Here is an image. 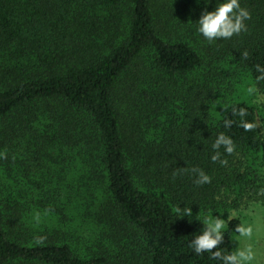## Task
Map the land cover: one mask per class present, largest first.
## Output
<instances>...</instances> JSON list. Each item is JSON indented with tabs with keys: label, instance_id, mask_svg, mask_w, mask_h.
<instances>
[{
	"label": "trees",
	"instance_id": "trees-1",
	"mask_svg": "<svg viewBox=\"0 0 264 264\" xmlns=\"http://www.w3.org/2000/svg\"><path fill=\"white\" fill-rule=\"evenodd\" d=\"M216 2L0 0V264H221L189 247L214 217L211 251H238L231 212L264 204V0L210 42Z\"/></svg>",
	"mask_w": 264,
	"mask_h": 264
},
{
	"label": "clouds",
	"instance_id": "clouds-1",
	"mask_svg": "<svg viewBox=\"0 0 264 264\" xmlns=\"http://www.w3.org/2000/svg\"><path fill=\"white\" fill-rule=\"evenodd\" d=\"M205 4L209 0H204ZM250 19V14L247 9L240 6L239 0H217L216 6L212 11H202L198 19V32L208 41H214L217 39H229L233 35H238L246 29L245 21ZM247 52L243 53L244 58H247ZM256 72L259 73L255 76V83L248 88V92L257 95L259 88L257 85L260 81H264V67L260 65L256 66ZM258 99L264 100V94H259ZM239 114L241 116L246 115L245 109H240ZM231 121H225V126H230ZM257 125L251 122H244L243 128L251 130ZM223 146L224 152L231 154L234 150L233 141L230 137L219 134L213 144L212 149L218 150ZM220 156L219 151L211 156L212 161H216ZM221 164H226V160H220ZM197 174L195 184H205L210 181L208 175L199 169H192ZM176 214L179 217L191 216V209L187 207H177ZM224 220L219 218H213L208 220L204 219L203 231L190 241L189 247L197 255L202 253H211V257L215 260H219L221 264H247V262L253 259V253L251 249L239 250L234 254L223 255L220 250L211 251L215 246L221 243L223 239ZM236 231L242 236H251L252 229L250 227H237ZM40 241L37 240V243Z\"/></svg>",
	"mask_w": 264,
	"mask_h": 264
},
{
	"label": "rangeland",
	"instance_id": "rangeland-1",
	"mask_svg": "<svg viewBox=\"0 0 264 264\" xmlns=\"http://www.w3.org/2000/svg\"><path fill=\"white\" fill-rule=\"evenodd\" d=\"M260 93L253 95L251 103L256 111L264 113V100L258 99ZM260 124V118L258 116ZM231 217H238L242 227L252 229L251 236L239 235L238 251L251 249L253 259L247 264H264V204L261 201L244 202L237 210L231 212Z\"/></svg>",
	"mask_w": 264,
	"mask_h": 264
}]
</instances>
